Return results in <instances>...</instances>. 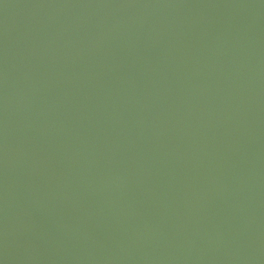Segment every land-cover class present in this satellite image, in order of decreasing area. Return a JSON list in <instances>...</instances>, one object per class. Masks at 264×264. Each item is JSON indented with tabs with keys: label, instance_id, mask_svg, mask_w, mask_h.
Masks as SVG:
<instances>
[{
	"label": "water",
	"instance_id": "water-1",
	"mask_svg": "<svg viewBox=\"0 0 264 264\" xmlns=\"http://www.w3.org/2000/svg\"><path fill=\"white\" fill-rule=\"evenodd\" d=\"M0 264H264V0H0Z\"/></svg>",
	"mask_w": 264,
	"mask_h": 264
}]
</instances>
